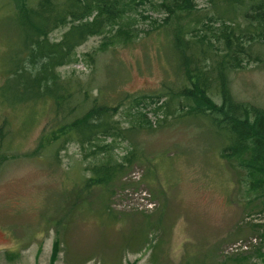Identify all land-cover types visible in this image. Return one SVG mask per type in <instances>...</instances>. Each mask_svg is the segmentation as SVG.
Returning a JSON list of instances; mask_svg holds the SVG:
<instances>
[{
	"label": "rangeland",
	"instance_id": "rangeland-1",
	"mask_svg": "<svg viewBox=\"0 0 264 264\" xmlns=\"http://www.w3.org/2000/svg\"><path fill=\"white\" fill-rule=\"evenodd\" d=\"M167 1L135 0L115 28L87 38L57 68L76 107L71 118L97 102L116 107L122 128L142 126L110 151L117 162L131 151V162L107 185L87 188L104 157H85L74 142L45 143L61 120L52 101L16 103L8 88L27 32L12 0H0V264H264V192L248 186L255 174L222 156L207 121L163 122L157 109L165 98L155 96L181 83L159 6ZM194 4L195 13L215 14L212 0ZM229 79L236 101L264 109L263 64L246 63Z\"/></svg>",
	"mask_w": 264,
	"mask_h": 264
},
{
	"label": "trees",
	"instance_id": "trees-1",
	"mask_svg": "<svg viewBox=\"0 0 264 264\" xmlns=\"http://www.w3.org/2000/svg\"><path fill=\"white\" fill-rule=\"evenodd\" d=\"M28 1L12 0L19 24L27 33H21V47L5 75L6 82L13 84L8 88L16 103L50 99L55 117L61 115V120L44 136L45 143H57L58 150L62 143L74 142L85 157L103 156L90 169L86 187L107 185L131 162L133 154H126L123 162L113 161L114 142L129 139L142 126L122 128L114 118L116 107L97 102L71 118L76 107L70 104L71 90L57 68L72 62L74 49L87 38L115 28L135 0H36L34 7ZM212 5L215 14L207 16L195 13L194 0L159 3L169 14L165 20L172 29L171 47L181 83L176 89L166 85L155 96L158 103L165 98L157 109H162L163 122L169 115L177 121H207L222 139V156L241 159L240 166L255 174L249 188L264 192V109L236 101L229 79L232 71L246 63L264 65V53L255 49L264 46V0H212ZM66 26L59 41L49 40L53 30ZM118 33L126 34L121 29ZM139 115L143 122L145 115ZM107 139L109 143H102Z\"/></svg>",
	"mask_w": 264,
	"mask_h": 264
}]
</instances>
